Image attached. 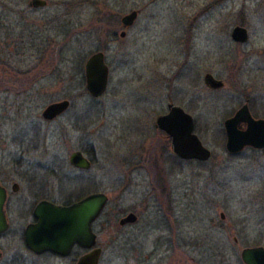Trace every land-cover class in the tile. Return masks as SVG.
I'll return each instance as SVG.
<instances>
[{
    "label": "rangeland",
    "instance_id": "rangeland-1",
    "mask_svg": "<svg viewBox=\"0 0 264 264\" xmlns=\"http://www.w3.org/2000/svg\"><path fill=\"white\" fill-rule=\"evenodd\" d=\"M45 1L46 7L33 9L30 0H0L1 177L19 184L15 168L23 161L29 170L40 167L30 186L40 184L55 204L105 193L109 203L93 225L103 250L99 264H198L212 256L197 247L205 237L219 241V264H242L243 248L264 246V151L229 154L223 131L224 120L246 100L252 115L264 120V0ZM134 10V25L123 29L121 18ZM236 26L247 31L243 44L231 40ZM107 41V90L91 98L78 61L83 75L87 58ZM206 73L223 88L207 89ZM63 100L70 101L66 113L42 120L46 106ZM169 103L192 116L194 133L211 152L207 163L170 157L169 140L154 127ZM76 151L92 158L89 170L69 164ZM161 152L170 160L161 173L178 196L173 233L157 220L150 200V162ZM135 159L136 173L125 169ZM143 159H150L146 169ZM214 181L220 185L217 210L202 203ZM186 183L196 200L189 199L184 213ZM22 189L10 199L13 215L26 207ZM129 213L138 214V224L120 226ZM27 222L11 217L8 235ZM177 235L188 239L187 254L176 246ZM167 238H173L170 249ZM15 246L7 250L12 264H75L77 258L35 256Z\"/></svg>",
    "mask_w": 264,
    "mask_h": 264
},
{
    "label": "water",
    "instance_id": "water-1",
    "mask_svg": "<svg viewBox=\"0 0 264 264\" xmlns=\"http://www.w3.org/2000/svg\"><path fill=\"white\" fill-rule=\"evenodd\" d=\"M33 9L46 7L45 0H30ZM138 16L136 10L120 20L123 29L131 28ZM125 32L120 37L124 38ZM231 40L245 43L248 34L245 28L236 26L232 29ZM109 69L105 55L98 51L90 55L84 65L85 89L91 98L102 96L108 86ZM205 81L212 89L223 87L221 81L206 76ZM70 107L68 100L49 104L42 111L44 121H52ZM244 126V127H243ZM156 127L164 131L171 139L172 152L182 160L207 161L211 154L194 133V121L182 108L170 105L168 113L156 120ZM226 133L225 149L229 154H237L247 147L264 149V120H255L249 113L247 104L242 106L233 117L224 122ZM70 165L87 170L90 162L76 151L69 156ZM108 198L104 193H94L69 206L55 205L47 201L40 202L33 214L34 225L26 228L25 243L35 254L51 252L60 257L69 255L76 244L90 251L79 257L75 264H99L102 250L95 247L97 235L92 231V223L101 215ZM6 191L0 185V234L8 229L4 205ZM223 217V216H222ZM136 223V215L129 213L119 221L120 226ZM1 259V254H0ZM244 264H264V251L261 247L246 248L241 252Z\"/></svg>",
    "mask_w": 264,
    "mask_h": 264
},
{
    "label": "flooded vegetation",
    "instance_id": "flooded-vegetation-1",
    "mask_svg": "<svg viewBox=\"0 0 264 264\" xmlns=\"http://www.w3.org/2000/svg\"><path fill=\"white\" fill-rule=\"evenodd\" d=\"M59 62V61H58ZM86 62V61H85ZM59 64H62L61 62H59L58 63V65H56V67H55V69H54V71L56 70V72H57V70H59ZM84 65H85V63H84ZM11 70H13V69H11ZM54 71L52 72V73H54ZM55 72V73H56ZM83 72H84V67H83ZM84 75V74H83ZM206 76H211L212 78H214V76L213 75H211L210 73H206L204 76H203V78H202V82H203V85L207 88V89H209V90H211V91H218V90H221L222 88H219V89H212L211 87H209L208 86V84L206 83V81H205V77ZM21 79H23V78H21ZM215 80H217L216 78H214ZM24 80V79H23ZM218 81H220V80H218ZM11 82V81H10ZM223 86H224V84H223ZM84 87H85V79H84ZM12 91H16L14 88L13 89H11ZM10 89L9 90H7V92H10L11 91ZM70 102V101H69ZM245 104H247V107H248V110H249V113H250V115L252 116V118L253 119H255V120H258L259 118H255L253 115H252V113H251V111H250V108H249V103H248V101L246 100L230 117H228V118H226L225 120H224V122L227 120V119H229V118H231V117H233L234 115H235V113L242 107V106H244ZM170 105H174V104H172V103H169V104H167V106H166V112L164 113V114H160V115H158L156 118H155V122H154V127L157 129V130H159L160 132H162L165 136H166V138L169 140V146H170V151L172 152V146H171V139L170 138H168V136H167V134L164 132V131H162V130H160V129H158L157 127H156V120H157V118L158 117H160V116H163V115H166L167 113H168V109H169V106ZM176 106V105H175ZM181 108V107H180ZM183 109V108H182ZM184 110V109H183ZM185 111V110H184ZM186 112V111H185ZM64 113H66V111L64 112ZM63 113V114H64ZM187 113V112H186ZM62 114V115H63ZM62 115H60V116H62ZM59 116V117H60ZM59 117H57V118H59ZM56 118V119H57ZM56 119H54V120H56ZM43 120V119H42ZM54 120H52V121H54ZM52 121H46V122H52ZM194 121V120H193ZM224 122H223V131H224V133H225V129H224ZM244 127V126H243ZM225 138H226V133H225ZM225 143H226V140H225ZM205 147V146H204ZM206 148V147H205ZM245 149H253V150H261V151H264V149H254V148H251V147H247V148H245ZM244 149V150H245ZM209 150V149H208ZM210 151V150H209ZM78 152H80L82 155H83V157L86 159V160H88L89 162H90V167H91V164H92V158H89L90 156H87V154L86 153H84V152H81V151H78ZM172 154H173V156H170L172 159H173V157H175V158H177V159H179V160H181L182 162H189V161H195V162H197V163H207L208 161H209V159L207 160V161H199V160H195V159H193V160H182V159H180L179 157H177L176 155H174V153L172 152ZM210 154H211V152H210ZM238 154V153H237ZM161 155V156H160ZM159 155V159L158 158H156L155 160H151V162H150V159H148V160H146V161H144V159H143V167H144V169H146V167L148 166V164H149V162H150V165L152 166L151 168L153 169V175H154V180H153V182H152V185H151V188H152V190H151V194H152V197H151V199L150 200H152V203L151 204H153L155 207H156V211H157V213H158V215H157V220L158 221H163L164 222V224H165V226H168L169 227V229H170V231H172V233H173V230H172V227H173V225H174V221H173V218H176V216H175V213H176V210H177V208H176V206L178 205L177 203V199H178V196H177V193H174V191H173V188H172V185L170 184V180H169V177L167 176H163L162 175V170L164 169V168H161V166H167L168 164L167 163H169V161L170 160H168L167 158H166V156H163V153L161 152V154ZM232 155H235V154H232ZM211 157V156H210ZM137 162H139V159L138 160H134L133 162H131V163H129L128 165H127V167H125V169H127V170H129V171H133V172H135L136 173V169H137V166H138V163ZM9 164H10V162H9ZM70 164V163H69ZM133 164V166H131ZM9 166V165H8ZM19 166H20V168L18 167V168H15V174H18L19 175V177H20V183H22L21 185H23V183L25 184V188H23L22 189V187H21V185H20V183L18 184V183H16V182H12V180H9V179H7V178H2L1 177V175L2 174H4L3 173V167H0V185L4 188V190L6 191V202H5V205H4V214H5V216H6V220H7V224H8V229L5 231V232H3V233H1L0 234V254H1V259H0V264L1 263H4V264H12L13 263V257H10V256H7V250L8 249H11V248H14V246L15 245H19V246H23V248L25 249V251H27V252H29L30 254H33V255H35V256H39V255H42V254H44V253H50V252H44V253H42V254H35V253H33L30 249H28L27 248V246H26V243H25V233H26V228L28 227V226H30V225H34L35 223H36V219H35V217H34V214H33V212H34V210H35V208H36V206L40 203V202H42V201H47V202H50V203H52V204H55L53 201H51V200H49V199H45L44 197H43V191H42V188H41V186H40V184H38L37 185V187L36 188H32L31 186H30V183L35 179V177H36V175L34 174V171H37V174L39 173V171H40V167L38 166V167H36V170H29V166H27L23 161H21L20 163H19ZM72 166V165H71ZM74 169H76V170H79V171H87V170H89V169H87V170H84V169H79V168H76V167H74V166H72ZM130 167H132L131 169H130ZM124 169V170H125ZM138 169H139V167H138ZM140 169H142V168H140ZM170 174V173H169ZM38 181H39V179H38ZM9 185H10V188H8L9 187ZM188 187H189V185H188V183H186L183 187H182V190H181V192H180V194H181V198H180V201H181V203H180V207H182V212H184L185 213V211L186 212H188V208H189V199L191 198L193 201L194 200H196V198H195V196H193V194H190L189 192H188ZM21 189L25 192V199H26V201H25V204H26V207L23 209V210H21V211H16L17 212V214L16 215H13V210L11 209V207L9 206V203H10V199H11V197L13 196V195H16L18 192H20L21 191ZM219 191H220V185L218 184V182L216 183L215 181L212 183V186L211 187H206L204 190H203V196H202V203L203 204H207L208 206H211V208H213L214 210H217V208L219 209L220 208V206H219ZM99 193H101V192H99ZM91 194H94V193H90V194H88V195H86V196H84V197H81V198H77V197H75L76 199H74V200H72L71 202H70V200H67V201H69V202H64V203H62V204H55V205H61V206H69V205H71V204H73V203H76V202H78V201H80V200H82V199H84L85 197H87V196H89V195H91ZM105 194V193H104ZM106 195V194H105ZM176 195V196H175ZM107 196V195H106ZM79 197V196H78ZM31 199V201L29 202V204H28V199ZM107 198H108V196H107ZM195 202V201H194ZM109 203V198H108V201H107V204ZM106 204V205H107ZM165 206V209L163 210V209H159V206ZM106 207V206H105ZM105 209V208H104ZM165 212V213H164ZM102 213H103V211H102ZM101 213V214H102ZM136 215V223H134V224H138V222H139V216H138V214H135ZM183 215H185V214H183ZM15 217L18 221H23L24 220V217H26L27 218V220H28V222H27V224H26V226L25 227H23L22 229H21V227H18V229L16 230V231H14V232H12L11 233V236H9L8 234H9V232H10V228H11V217ZM101 216V215H100ZM99 216V217H100ZM98 217V218H99ZM220 217H222V214H220ZM98 218L92 223V225H91V228H92V231H93V225L95 224V222L98 220ZM30 220V221H29ZM131 225H133V224H131ZM215 225H216V223L214 222L213 223V227H215ZM125 226H129V225H125ZM124 227V226H123ZM94 232V231H93ZM95 233V232H94ZM97 235V234H96ZM174 237H175V235H174ZM172 239L173 238H171V240H170V238H167V248L168 249H170V245H171V241H172ZM176 239V238H175ZM177 241L178 242H176V246H177V244L179 245V247L181 248V250H184L183 252H184V254H187V251L186 250H188V245H190L189 244V242H188V239L185 237V236H180V237H178V235H177ZM234 242L236 243L237 242V240L234 238ZM219 241L217 240V239H215V238H210V237H205V238H202V240H200V243H199V246H197V247H200L199 249L200 250H202L203 252H204V254H206V255H212V256H210L209 257V259L207 258V259H203V260H201V262L200 263H198V264H205V262L204 261H206L207 262V264H215V263H217V264H219V263H221V261H222V259H221V255H222V252H221V249H220V247H219ZM95 247H99L98 245H97V240H96V245H95ZM179 247H178V249H179ZM256 247H261L262 249H263V251H264V246H255V247H249V248H256ZM15 248H16V246H15ZM244 249H246V248H243L242 250H241V252L244 250ZM90 251V249L88 250V249H85V248H83V247H80V246H78V245H74L73 247H72V249H71V251H70V253H69V255H75L77 258H76V261H75V263L77 262V260L79 259V257L80 256H82V255H84V254H86V253H88ZM103 251V250H102ZM241 252H240V260H241V262H242V259H241ZM12 254H14V252L12 253ZM51 254H53V253H51ZM15 255V254H14ZM54 255H56V254H54ZM58 256V255H57ZM187 259V258H186ZM211 262H210V261ZM242 264H244L243 262H242Z\"/></svg>",
    "mask_w": 264,
    "mask_h": 264
},
{
    "label": "trees",
    "instance_id": "trees-1",
    "mask_svg": "<svg viewBox=\"0 0 264 264\" xmlns=\"http://www.w3.org/2000/svg\"><path fill=\"white\" fill-rule=\"evenodd\" d=\"M64 31H65V30H63V33H64ZM66 35H67V34H66ZM66 35H65V36H66ZM68 39H69V37H68ZM109 43H110V42H108V41H107L106 43H104L103 48H101L99 51L103 52V50H106V48L108 47V44H109ZM2 45H3V44H2ZM5 46H8V45H5ZM103 53H104V52H103ZM82 61H83V59H79V61H78V63H79V71L81 72V80H80L81 83L84 82V75H82V68H81V62H82ZM79 74H80V73H79ZM84 93L88 94L87 91H86V89H85V87H84ZM88 95H89V94H88ZM174 158H175V157H174ZM103 213H104V212H103ZM103 213H102V214H103ZM101 217H102V216H100V217L98 218L97 221L101 220ZM97 221H96V222H97ZM96 222H95V223H96Z\"/></svg>",
    "mask_w": 264,
    "mask_h": 264
}]
</instances>
